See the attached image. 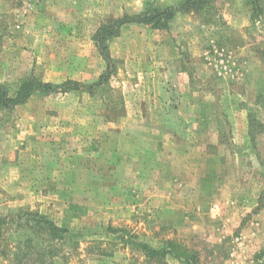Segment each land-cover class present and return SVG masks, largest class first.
Returning <instances> with one entry per match:
<instances>
[{
    "label": "rangeland",
    "instance_id": "rangeland-1",
    "mask_svg": "<svg viewBox=\"0 0 264 264\" xmlns=\"http://www.w3.org/2000/svg\"><path fill=\"white\" fill-rule=\"evenodd\" d=\"M183 1L0 0V85L95 84L98 28ZM107 46L93 92L0 107V264L27 239L46 248L26 213L70 231L53 264H161L137 243L264 264V0H208Z\"/></svg>",
    "mask_w": 264,
    "mask_h": 264
},
{
    "label": "trees",
    "instance_id": "trees-1",
    "mask_svg": "<svg viewBox=\"0 0 264 264\" xmlns=\"http://www.w3.org/2000/svg\"><path fill=\"white\" fill-rule=\"evenodd\" d=\"M208 0H185L178 6L161 7L156 5H150L148 8L135 15H126L115 22L107 25H103L94 34V43L100 53L101 57L105 61L107 68L101 75L98 82L95 84H83L76 81L64 82L62 84L47 83L37 79H27L23 81L14 94H10L9 90H6L4 86L0 85V107L3 109H13L19 105L25 104L35 94H58L68 92L87 91L93 92L97 87L105 84L113 74V68L111 64V58L108 54V42L110 39L119 35L120 29L126 25H142L153 30H165L168 28L169 23L175 18L178 13L185 12L187 10H199L200 5L206 3ZM27 217L28 230L32 233L35 232L37 236L41 238L40 242H46V248H43V244H37L33 240L27 239L26 252H22V249L16 248L12 253V256L8 257L9 264H25L30 258L35 264H53L48 262L47 259L50 256H54L53 243L63 242L65 239H69L67 236L70 231L66 228H60L45 218L34 220L33 217L38 214H24ZM7 222L6 219L0 217V245L4 233H6ZM6 230H5V229ZM144 252L147 258L161 260V264H164V259L167 255H171L176 259L182 260L185 264H197L194 256L183 257L177 253L176 248L173 245H168L164 248H153L147 244L137 243L135 244ZM1 248V246H0ZM2 254L5 253L2 249Z\"/></svg>",
    "mask_w": 264,
    "mask_h": 264
}]
</instances>
